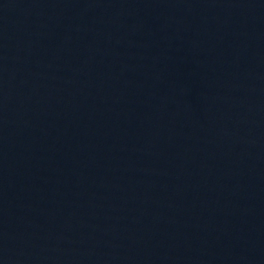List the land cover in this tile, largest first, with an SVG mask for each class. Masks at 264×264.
Returning a JSON list of instances; mask_svg holds the SVG:
<instances>
[{
	"label": "water",
	"instance_id": "water-1",
	"mask_svg": "<svg viewBox=\"0 0 264 264\" xmlns=\"http://www.w3.org/2000/svg\"><path fill=\"white\" fill-rule=\"evenodd\" d=\"M0 264H264V0H0Z\"/></svg>",
	"mask_w": 264,
	"mask_h": 264
}]
</instances>
